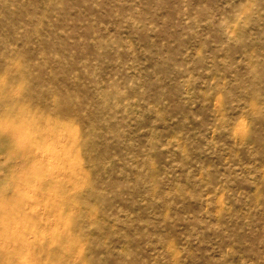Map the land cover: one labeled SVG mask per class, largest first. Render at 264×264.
Wrapping results in <instances>:
<instances>
[{"label": "rangeland", "instance_id": "obj_1", "mask_svg": "<svg viewBox=\"0 0 264 264\" xmlns=\"http://www.w3.org/2000/svg\"><path fill=\"white\" fill-rule=\"evenodd\" d=\"M0 264H264V0H0Z\"/></svg>", "mask_w": 264, "mask_h": 264}]
</instances>
